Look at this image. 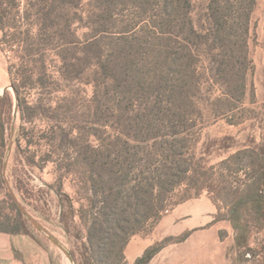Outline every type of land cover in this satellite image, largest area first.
Listing matches in <instances>:
<instances>
[{
    "label": "trees",
    "instance_id": "1",
    "mask_svg": "<svg viewBox=\"0 0 264 264\" xmlns=\"http://www.w3.org/2000/svg\"><path fill=\"white\" fill-rule=\"evenodd\" d=\"M256 1L207 0L204 18L198 23L193 18L192 0L159 1L162 12L148 21L146 37L133 41L125 33L108 51L101 45V37L111 33L116 10L130 4L138 7L146 0H91L88 12L81 0H28L23 9L21 0H0V47L20 50L19 73L26 65V56L56 44L64 76L75 74L76 63L70 53L80 43L76 24L90 20L91 37L83 43V72L76 76L88 72L94 101L100 105L101 95L113 94L123 104L137 101V93H143L146 107L106 109L105 119L113 118L104 121L103 127L110 131L105 129L97 145L87 141L80 156L58 166L66 175L79 176L80 190L85 194L86 204L76 211L71 196L63 190L65 176H59L58 195L69 202V215L78 213L87 227L88 243L79 264H127L124 251L132 236L146 228L151 233L174 207L218 189L216 167L190 148L197 121L218 116L214 109L201 108L197 98L204 91L212 94L218 87L222 95L214 104L222 107L221 115L233 112L243 102L251 68L248 40ZM31 18L36 31L21 27ZM145 53L153 57L147 64V76L136 72L135 58ZM9 72L13 75V67ZM32 80L31 76L19 84L12 79L17 97L21 87ZM19 100L20 107H30ZM113 109L116 115L110 112ZM225 140L234 142L230 137ZM0 147L6 148L1 118ZM240 161L246 164L233 168ZM2 167L0 161V171ZM218 167L224 177L245 173L243 185L228 184L218 190L226 207L215 219L231 223L235 247L245 255L253 231L264 228V141H253ZM26 222L20 211L14 218L0 214V232L23 235ZM190 235L186 232L164 238L147 248L134 264H150L165 247L182 243Z\"/></svg>",
    "mask_w": 264,
    "mask_h": 264
},
{
    "label": "rangeland",
    "instance_id": "2",
    "mask_svg": "<svg viewBox=\"0 0 264 264\" xmlns=\"http://www.w3.org/2000/svg\"><path fill=\"white\" fill-rule=\"evenodd\" d=\"M27 1L21 0L22 9ZM81 1L82 8L90 11L91 0ZM149 1L146 0L145 4L138 2L140 5L138 7L130 4L118 8L115 12V25L111 33L101 37V45L110 51L125 33L131 40L146 37L150 31L148 21L152 16L158 17L162 12L159 9V1L163 0ZM192 2L193 18L198 23V20L204 18L207 0ZM89 22L90 20L76 24L80 43L70 53L76 63L73 75L64 76L63 64L58 55L59 46L56 44H50L41 53L26 56V65L20 73L18 72L21 68L20 50L0 47V118L5 126L6 141V148L0 147V161L3 162L0 171V214L14 218L21 205L65 246L76 264H79L80 254L88 243L87 227L82 223L78 213L69 215V202L58 195L59 176H65L63 190L71 196L76 211L82 204H86V199L80 190L79 176L74 173L66 175L65 170L60 171L58 166L66 163L68 158L80 156L87 141L97 145L98 139L105 136V129L110 131V128L103 127L104 121H112L113 118L110 116L108 120L105 119L106 109L146 107L143 93H137V101L128 100L123 104L119 96L101 95L99 97L101 107L94 101L95 90L89 83L91 77L88 72L81 74L80 77L76 76L84 67L83 43L91 37V30L87 27ZM21 27L37 30L33 18L25 20ZM1 36L0 31V39ZM248 52L251 68L247 75V92L237 109L227 115L219 113L222 107L214 104V100L222 95L218 87L213 89L212 94L207 89L208 91H204L197 98L201 108L214 109L213 113H218V116L212 114L210 118L197 121L196 132L190 136V148L197 157L205 158L209 165L216 167L218 189L213 193L205 191L199 197L179 204H185L181 211L186 207L202 211V216L198 217L201 223L212 221L211 225L217 224L218 239L221 241L219 246L224 252L225 264H264V228L253 231L250 250L243 255L244 251H239L235 247V231L231 223L226 220L215 221L220 217L219 210L223 215L226 207L218 190L223 185H243L245 175L243 171H238L233 174L227 173L224 177L218 167L219 163L237 151L249 147L253 141L257 143L264 141V0H257L252 12ZM135 59L138 64L136 72L147 76V64L153 57L145 53L137 55ZM10 67H13V75L9 72ZM205 67L209 68L207 64ZM31 76L33 80L21 87V94L18 96L30 107L22 108L18 106L12 79L14 81L16 79L20 84ZM203 80L208 88L207 80ZM135 97L132 96L134 100ZM114 109L110 111L112 115H116ZM107 123L110 125L112 122ZM228 137L233 138L234 142L226 141ZM230 145L231 148H226ZM6 161L8 165L4 174ZM245 164L246 162L240 161L233 165V168ZM23 218L27 222L24 234L20 236H24L26 242L29 241L30 244H26V247L37 250L35 256H39L37 258L39 263L44 264L48 260V264H74L24 216ZM147 229L139 234H150Z\"/></svg>",
    "mask_w": 264,
    "mask_h": 264
},
{
    "label": "crops",
    "instance_id": "3",
    "mask_svg": "<svg viewBox=\"0 0 264 264\" xmlns=\"http://www.w3.org/2000/svg\"><path fill=\"white\" fill-rule=\"evenodd\" d=\"M184 205L163 217L150 234H137L130 238L124 251L127 264H134L147 248L164 238L178 237L186 232H191L186 241L165 247L150 264H225L217 224L211 225L212 221L201 223L198 217L202 216V211L191 207L181 211ZM26 244L30 243L24 240V236L12 237L0 232V264H41L37 259L39 256H35L37 250L26 247ZM44 264H48V260Z\"/></svg>",
    "mask_w": 264,
    "mask_h": 264
},
{
    "label": "water",
    "instance_id": "4",
    "mask_svg": "<svg viewBox=\"0 0 264 264\" xmlns=\"http://www.w3.org/2000/svg\"><path fill=\"white\" fill-rule=\"evenodd\" d=\"M18 101V97H17ZM18 106H19V101H18ZM11 149V145H10ZM7 161L5 162L4 165V174L6 173V168H7ZM20 211L23 214V216L42 234H44L62 253H64L72 262L75 263L73 256L71 253L65 248V246L57 240L54 236H52L40 223H38L29 213L26 211L25 208H23L21 205H19Z\"/></svg>",
    "mask_w": 264,
    "mask_h": 264
}]
</instances>
